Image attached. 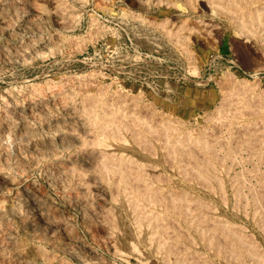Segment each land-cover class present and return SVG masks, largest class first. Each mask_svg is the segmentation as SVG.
Listing matches in <instances>:
<instances>
[{
  "label": "rangeland",
  "instance_id": "obj_1",
  "mask_svg": "<svg viewBox=\"0 0 264 264\" xmlns=\"http://www.w3.org/2000/svg\"><path fill=\"white\" fill-rule=\"evenodd\" d=\"M59 1L61 2L59 3ZM185 1L187 3H185ZM0 2H2L0 3V18H1L0 19V27H1L0 28V95H1L0 100H3L6 104L9 103L10 105L11 102H8V101L9 100L13 101L14 94H17L18 96L19 95L22 96L24 91L27 93H30L31 87H32V91H34L33 90L34 87L37 90H40L43 88L41 92L43 91V93L48 94L49 91L53 89L51 88V86L54 85L53 83L57 81L60 83V81H62L61 87H63L65 91L67 89L68 91L67 93L71 94L72 96L74 95V97L76 98L78 97L77 95H80V94L90 95V94H98L100 92L106 93L108 97H111V96L113 97V94L123 95L128 103L133 98H136V99L138 98L139 100H141L140 101L141 104L142 102H144L145 104L143 103V105L145 106L149 105L147 107H149L151 110L153 109L152 114L149 113L150 115H152L153 118L150 117L152 120L148 118V116H146V114L148 115V112L145 110H139V112H142V111H145V112H142L141 114L138 112L140 114V115L138 114V116H142L143 114L142 117L144 118V116H146L147 118V119L144 118L143 121L147 123L148 125L154 124L153 126L156 128H158V125H156L155 123H159L162 121L164 125L166 124V130H169L170 129L169 127H173V126L174 127L177 126L178 128H180V130L179 129L177 130L183 133L189 132V131L194 132L193 130H195V132H199L201 130V132L204 131L206 133L209 139L211 135L210 134L211 130H212V133L216 131L215 136L219 140L217 143H215L214 149H216L215 153L218 155V157H220L219 159H221V163L222 164L224 163L223 164L224 166L221 165L222 168H220L219 166L216 168V170L219 169V172H220V174L217 173L219 175L218 178L219 177L223 178V179L219 178V182L221 181L219 184L221 185L220 188L223 189V190L221 189L222 190L221 193L224 194V198H226V200L224 198L223 199L221 198L222 200L216 199L214 201V205L218 203L216 204V206L218 209H220L219 210L220 213L224 212L223 214H221L223 218L228 219L229 221H232V223L234 222V224L236 223L235 225L240 224V226L238 227H241L242 229L245 228V230L243 229L245 231V234L247 235L249 233L247 237L252 239V242H254V245L257 248L258 252L259 253L264 252V250H262L264 249V247H261V246H264V229H262L264 228V217H262L264 216L262 215L264 213L260 214V216L262 217V219H260L261 226L254 225L251 220V216L254 212V207H256L258 204H264L261 202V200H259V197L257 195L258 191L256 190L258 189L257 186L259 185V183L258 182L256 183V179L254 178L256 176H253L255 171H251V170L253 168H254L253 170H256L257 168L256 171H259V170L264 171V164H261L260 161L255 160L256 158L254 156H251L252 153L242 142L244 141V138L241 135L243 134L242 133V130L244 128L243 124L247 122V120L252 121V119H254L253 117H254L255 109L258 108L257 105L259 104V107H260L262 105L261 102H264V98H262V96H264V56H262L264 55L262 54V51H264V42H262L264 41L262 40L264 38L262 37H264V35H262V33L264 32H262L261 28L260 29L257 28L258 30H261V31H258L257 29L255 31V34L258 35V40H259L258 42H260L258 45H256L260 48V49L258 48L259 49L258 50L257 47L255 49V44L253 43L254 38L253 39L251 38L253 37L252 33L250 34L246 33L248 37L247 38L245 36V32L238 30L234 26L232 27L230 25H227L226 21L224 20L225 18L223 17V15L213 14V12L211 11V8L208 7L205 0H165V1L164 0H58V3L60 4V6L58 4H57L58 6L55 5L51 0H0ZM15 2H17V5ZM5 12L8 14H6ZM196 21L198 22L196 23ZM34 22H36L38 26L36 24L33 25ZM213 24H215L214 26H217V27H214ZM209 26H212V27L209 28ZM9 30L11 31V33ZM240 32H243V33H240ZM256 32H259V33L257 34ZM36 38H39V39L37 40ZM249 38H251L252 40ZM30 39L33 41V43L32 41H30ZM187 41L188 43H186ZM177 43L178 44L182 43V44L181 45L179 44L178 46H176ZM252 43L254 44V46ZM250 44H252L253 48L251 47ZM181 46L183 47L181 48ZM25 50H27L28 52ZM4 55H6V57ZM230 80L231 82H229ZM48 83H50L51 85L50 84L48 85ZM63 83L66 85L65 87ZM231 83L232 84L234 83L236 87L238 86V84L241 83L239 85L240 87L238 86L237 88V90L238 89L240 90L237 91L236 87L234 86L235 87L234 88ZM45 84H46V87H45ZM83 85H85L86 87L85 86L83 87ZM24 88L26 89L23 90ZM230 88H231V91H230ZM250 88L254 89V93L252 91L253 89L251 90ZM74 89L75 90L77 89L78 91L77 90L75 91ZM225 89L227 92L225 91ZM246 89H247V92H246ZM3 92H6V93H3ZM74 92L78 94L75 95ZM27 93H24V95ZM250 93L254 95H251ZM225 94L227 96H225ZM243 94L245 96H243ZM231 95L234 96L236 100L237 99L239 100V98L241 100L244 97H248L251 101L248 98H246L244 103L242 102V104H244L245 106L246 104H248L247 106L248 109L252 108L251 106H255V105H252V102H254L253 104H256L257 107H253L255 109L253 108L250 109L252 110L251 112L253 114L250 111H248V109L243 105V107H245V109L247 110H244L243 107H242L243 109L241 108V110H243V115L245 116V117L243 116L244 118L242 120L239 119L236 121V119H233L235 122L233 120L231 121L232 116L230 113H228V117L230 118L229 120L226 118V114H223L225 115L224 116L225 118H224L223 115H221L223 113L222 111L227 110V108H229L230 110L231 109L230 107L234 104L233 102H228V101L235 100ZM257 95H259L258 97L261 96L262 101H260L261 100L260 98H257ZM3 96L6 97L7 100H5L6 98H4ZM8 96H10V98ZM117 96H115V98ZM247 99L250 102L246 101ZM222 100L224 102L226 100L227 101L223 103ZM236 100H235V103H236ZM51 101L54 103H52ZM51 101H49L51 103H48L46 109H44L43 111L49 108L48 111L54 110L53 113L58 112L57 111L58 107H60L58 104V101L57 103H55L54 100H51ZM226 103L228 106L227 108L224 106L226 105ZM25 104H27L26 101L25 103L24 102L21 103L20 107L22 108V110H19L17 112L10 111L9 113H7L8 115H6L8 116L7 120L9 119L8 121L10 123L12 122L11 124L14 123V127L17 126L16 129L19 128V125L21 124V122H24L27 119L25 122L29 123L30 119H32L31 114L30 112H28L29 110L26 109L27 107ZM235 105L236 104H234L233 106ZM220 107L223 109L224 108L226 109L223 110ZM0 109H2L1 104H0ZM260 109L264 111V106L260 107ZM43 111L37 110L36 113H38L37 115L39 114L41 115ZM246 111L248 112L247 114H246ZM153 112H154V115H153ZM217 112L218 113L221 112L219 113V115L220 117L224 118V119L221 118L224 121L220 119L219 121L221 122L218 124L220 128L218 127V129H215L216 127L215 125L214 129H212L213 127L211 126L214 125V121L215 120L217 121V119H219V115L217 114ZM210 115L212 119L210 118ZM247 115H251V117ZM155 116H157V118L160 119L159 122H156L157 118ZM159 116H162V118L163 117L164 118L167 117V118L162 119ZM249 117L250 119L251 118L252 119L249 120ZM154 118L156 119L155 122H154ZM207 119H209V121ZM146 120H149V121L146 122ZM31 121L34 123V120H31ZM211 121L213 125L209 123ZM207 122L209 123V125ZM224 122L225 123L230 122L228 123V125L226 124L227 127H229L228 128L229 130L225 126ZM229 124H231L232 126L234 125L233 128L235 129L238 128V129L234 130L232 126ZM193 126L195 128H193L192 130ZM200 126L202 127L201 129H200ZM203 126H205L206 128H204ZM224 126L226 127L228 131L232 132V137L230 134L231 132L224 130L225 129ZM42 129L38 130V135L40 134L41 137L43 136V134L46 133V129L45 128H42ZM181 129L182 130L185 129V131H182ZM213 130L215 131L213 132ZM218 130L219 131L221 130V131L219 132ZM260 131L264 132V128H262ZM0 132H1L0 134L2 135V136L0 135V142H1L0 149H3L2 147L5 146L4 149L0 151L1 152L0 153V168L4 166L5 162H10V163H12L13 161L17 162L18 159L20 158V154L25 153V155H28V156L29 154H31L28 151V149L21 146L24 143V141L26 142V140H28L29 138L26 134H23L24 136L21 135L22 137L18 138L8 132H2V131ZM218 132L222 136L218 137L219 136ZM235 135H236V139H234ZM239 138L242 140H240ZM222 139L223 140L226 139L225 142H227L228 140L227 144H229V148L230 149L232 148L231 150H234V151L229 152L230 149L228 148V145L224 146L225 143L221 142ZM238 141H241L242 143ZM218 143H220V146L221 145L223 146V147L219 146L220 150L217 149L219 145ZM6 145L8 146V148ZM234 146H235V149H233ZM5 150L9 157L6 155ZM217 150H219V152H217ZM222 152L224 156H222L221 154ZM230 153L232 154V160L231 159H230L231 161L228 160L230 157H228L227 160L224 159L226 158V155H229ZM221 156L224 157L223 160ZM1 158L3 159L1 160ZM4 158H6L7 160L5 159L4 161ZM33 166H31V169L28 168V173L26 170L25 171L26 174L22 173L20 177H17L18 173H16V171L13 170V172L11 173V177L13 178V180L16 179L17 177L16 181H18V183L15 180L12 181L13 183L11 181L10 182L6 181L4 180L5 177H3L5 175H2L3 173L0 174V176L4 178V179L2 178L0 179L1 180L0 181V200L4 203V204L0 203V205L8 206V204L10 205L14 203L13 201L19 202L20 200V202L23 204H20V203L18 204L21 206H24V207L19 206L20 208H22L20 210L21 212L25 211V213L23 212L22 214L26 218H30V219L32 218L35 221V219H37L36 217H37L38 211L35 208V206L32 204V202L22 192L23 188L30 187L31 190L35 189L34 190L35 192L32 190L34 195L36 196L43 195L42 197L44 201L45 200L49 201V202L46 201V204H48L50 208L54 207L52 209H55V210L58 209L57 210L59 213L58 216L61 218V220L63 219L62 221H65L66 225L68 226L70 230L69 231L70 234L73 235L72 237L74 238L72 239V241H70L62 233H59L58 231L55 232V236L54 234H52L53 236L50 235L51 232H49L47 226L45 224H42V222L39 220L36 221L34 225L35 226L34 229L25 228V227H22L21 225L18 226L16 220H14L15 218L8 214L9 216L7 215L6 219H4L3 222L2 221L0 222V227L3 228V229L0 228V231H1L0 234L2 233L0 235V240H3L4 237L6 239L11 234V236L9 237L10 242L16 244V241H17L18 242L17 244H20V245L23 243L22 246L24 247V249H27L24 251V253L27 256H29L30 259L34 260V261L30 260L23 253L24 259L26 256V259L23 260V262L24 261L26 262V263L24 262L25 264H28L27 263L28 260H29V264H32V263L33 264H39V263L40 264H45V263L46 264L48 263L49 264H55V263L56 264H64V263L65 264L67 263L68 264L69 263L70 264H98V263L99 264H115V263L116 264H184L181 262L177 263V262L171 261V259L163 260V258L161 259L157 257L156 255L152 254L151 252H149L148 250H144V249H141L139 254L133 253L127 247L115 244L118 250H122L123 253L128 254L125 256L126 257L125 260H124L125 257L122 258L119 254L117 256L114 251L115 247H113L111 243H108L109 241L106 240V236L104 232L102 231V229L99 226H97L96 223H94L96 221L94 219L93 220L91 219L94 224L90 225L91 223H89V221L87 222V219H84L85 218L84 216H86V214L89 213L87 210H85L86 208L81 206L77 202H74V200L70 199V197L67 199L68 196L64 195V193L60 190L61 188L58 184L56 186V183L51 184L50 181L47 182L48 178L45 177L44 163L41 162V164L38 163L37 165L35 164V167ZM227 166H230V167H228L229 170L227 169L226 171L224 167H227ZM162 169L164 171L163 173L169 174V175L171 173L170 176L174 177V174L168 165H165ZM221 169L222 170L225 169L224 173ZM38 172L40 173L41 176L39 175ZM41 173H43L44 175ZM233 173H235L237 176H235V174ZM229 177L234 179L233 182H231V183H234L233 187L235 185L236 177H237V180L238 178L240 179V182L239 180L237 181L239 184H237L238 186L236 185V187L237 188L241 187L240 190L242 191L243 194L241 196V192H239L240 191L239 190L238 192H239L240 197H243V195H246L244 196L245 199L241 198L242 201L241 200L239 201L240 202L239 204L240 206L238 205L239 207L237 205L234 206L235 199L234 197L232 198L233 188L228 187L230 183L229 181H232L230 180L231 178ZM224 179L226 181H224ZM241 179H243V182H241L242 181ZM183 184L187 190L189 189L188 191L190 192L200 193V194L202 193L201 195L205 194V191L203 189L201 190V188L203 187L201 185L199 186V183H195L194 185V184H188V183L183 182ZM14 185L16 188L14 187ZM35 187H38V188L40 187V189L35 188ZM16 190L18 192H22V195H20L21 193L20 194L18 193L17 195ZM253 191L255 193H253ZM37 192L38 193L40 192L39 193L40 195L37 194ZM44 192L46 195L43 194ZM96 196L93 195L91 197L90 208L95 209V211L96 210L100 211L102 208V202L100 203L99 201H101L102 198H100V196L99 197L97 196V199H96ZM249 196L250 197L252 196V197L250 198ZM17 197L19 198V200ZM45 197H48L50 200L48 198L45 199ZM3 198L5 200H3ZM99 198L101 200H99ZM253 198H256V199H253ZM21 199H26V200H21ZM231 200L233 201L231 202ZM245 200L247 201L250 200V201L245 203ZM251 200H254V201L251 202ZM255 200H258L257 205H256ZM5 201H7V203H5ZM219 201L220 202L222 201L220 205H219ZM98 204H101V205H98ZM241 204H244V206L246 205L244 211H246L247 213L242 212L243 211L242 208H244V206H241ZM251 204L254 207H252ZM223 205H226V206H223ZM231 207H234V209L232 208L233 211ZM235 207L236 208L238 207L237 208L238 213ZM252 208H253V211H252ZM85 212L87 213L84 214ZM80 214H82V216ZM7 221L8 223L10 221H11L10 223H13V222L15 223L8 224ZM6 224L8 226L12 225L11 227L10 226L9 227L13 229L8 230L9 227L8 226L6 227ZM88 225H90L91 227H89ZM87 228L89 229V231ZM23 230L25 233H23ZM34 231L35 232L38 231V232L34 233ZM4 232L6 235L4 234ZM13 235H14V238L12 237ZM250 235L251 236L253 235V237L251 238ZM52 238H56L59 241V243L55 244L54 241H52L54 240ZM73 242L75 244H73ZM195 242H193V247H192L194 250V253H193L194 257H189L188 262L186 263L195 264L193 263L196 261L195 256H203L205 259H207L206 261L209 262L210 264L212 263L220 264L217 262L215 255H213L214 253L211 251L209 252V250L201 243L199 239L196 243ZM34 245H37L36 247L40 246L39 249L41 248L46 249L45 251L44 250L42 251L41 249V252L43 253V258H42L43 260L40 259L39 261L38 259L39 257H36L32 253L33 252L32 250L35 247ZM194 245H198V246H194ZM29 248L32 249L31 253H28V251L30 250ZM178 249L179 248H176L174 252H176ZM198 250L199 252L200 251L201 252L199 253ZM46 252L49 254V256L47 255ZM86 254H87V257H86ZM262 255H264V253L260 254L261 261L264 262V260H262L264 256ZM76 256H79V257H76ZM81 257L82 259H80ZM192 258L194 259V261ZM160 259H161V262L159 261ZM23 262L21 264H23ZM204 263L205 262L201 264H204ZM196 264H200V263L196 262Z\"/></svg>",
  "mask_w": 264,
  "mask_h": 264
},
{
  "label": "bare ground",
  "instance_id": "obj_2",
  "mask_svg": "<svg viewBox=\"0 0 264 264\" xmlns=\"http://www.w3.org/2000/svg\"><path fill=\"white\" fill-rule=\"evenodd\" d=\"M51 1L55 5L58 4L60 6L59 3L61 1H59V3H58V0H51ZM205 1H206V4L208 5V7L211 8V11L213 12V14L223 15V17L225 18L224 20L226 21L227 25H230L232 27L234 26L238 30L245 32L246 37H247L246 33H249V34L252 33L253 37H251V36L250 37L252 39L254 38L253 39L254 42L253 41L252 42L255 44V49H256V47H257V49L259 48L258 46H256L260 42H258L259 41L258 35L255 34V31L257 28H259V29L261 28L262 32H264V0H205ZM0 3H2V2H0ZM15 3L17 5V2H15ZM185 3H187V2L185 1ZM52 8H54V7H52ZM191 8H192V6H191ZM188 10H189V8H188ZM1 11H3V10H1ZM15 11H16V9H15ZM37 12H39V11H37ZM6 14H8V13H6ZM14 16H16V15H14ZM26 16H27V14H26ZM35 17H37V16H35ZM66 21H68V20H66ZM197 22L198 21H196V23ZM6 23H8V22H6ZM34 24H36L38 26V24L36 22H34L33 25ZM184 24H185V22H184ZM214 25L215 24H213V26ZM210 27H212V26H209V28ZM214 27H217V26H214ZM261 30H258V31H261ZM28 32H26V33H28ZM243 32H240V33H243ZM10 33H11V31H10ZM30 33H32V32H30ZM256 33L258 34L259 32H256ZM261 33H260V35H261ZM262 35H264V33H262ZM147 36H148V34H147ZM212 36H213V34H212ZM259 37H261V36H259ZM251 38H249V39H251ZM262 38H264V37H262ZM27 39H28V37H27ZM36 39L38 40L39 38H36ZM262 40H264V39H262ZM30 41H32V40L30 39ZM182 41H183V39H182ZM262 42H264V41H262ZM32 43H33V41H32ZM186 43H188V41ZM179 44L177 43L176 46H178ZM252 44H250V45L253 48L254 44H253V46H252ZM182 47L183 46H181V48ZM31 50H33V49H31ZM261 50H262V48H261ZM20 51H21V49H20ZM25 51H27V50H25ZM262 54H264V51H262ZM4 56L6 57V55H4ZM262 56H264V55H262ZM79 79H81V78H79ZM255 81H256V79H255ZM61 82L62 81H60V83H59L57 81V82L53 83L54 85L51 86V88H53V89L51 91H49L48 94L43 93V91L41 92V90H43V88L42 89L39 88L40 90H37L34 87V89H33L34 91H32V87H31V89H30L31 92L27 93L24 91V93H27V94L24 95V93H23L22 96H20V95L18 96L17 94L13 95V93H12L13 101L12 100L8 101V102L12 103V104L10 103V105H9V103L6 104L3 100H0L1 101L0 104L2 107V109H0L1 110L0 111V131L8 132V133H10V134H12L18 138L22 137L21 135L26 134L29 138H28V140H26V142L24 141V143L21 146L28 149V151L31 153V154H29V156L25 155V153L20 154V158L18 159L17 162L16 161L15 162L13 161L14 163L13 162L12 163L5 162L4 166L3 167L1 166L2 168H0V174L3 173L2 175H5V176H3V177H5V179L1 176H0V179L2 178L8 182H10V181L12 182L14 180L16 181L17 177H20V175L22 173H25L26 170L28 173V168L31 169V166L34 165L33 167H35V164L36 165L38 163L41 164V162L44 163L45 177L48 178L47 182L50 181L51 184L56 183V186L58 184L61 188L60 190L64 193V195L68 196L67 199L70 197V199L74 200V202H77L78 204H80L81 206L86 208L85 210H87L89 213L88 214H86L87 212L84 213V214H86V216H84L85 217L84 219H87V222L89 221V223H91L90 225H93L94 223H96L97 226H99L102 229V231L104 232V234L106 236V240L109 241L108 243H111L113 245V247H115L114 248L115 254L117 256L119 254L122 258L128 254L123 253L122 250H118L116 248L115 244L120 245V246H125L133 253L139 254L141 249H144V250H148L149 252H151L152 254L156 255L157 257H159L161 259L163 258V260L164 259L165 260L171 259V261H174L177 263L181 262L184 264H188V263H186V262H188V258L194 257L193 256L194 250L192 248L193 242H195L196 240L198 241V239H199L201 241V243L209 250V252L211 251L214 253L213 255H215L217 262L220 264H248V262H249V264H262V263H264L261 261V256H260V254H262L264 252H262V251H261L262 253L258 252L257 248L254 245V242H252V239L247 237L249 233L247 232L248 234L247 235L245 234V231H244L245 228H243L244 229L243 230L241 227H238V226H240V224L235 225L236 223L234 224V222L232 223V221H229L228 219L223 218V216L221 214H223L224 212L223 213L219 212L220 209H218L216 206V204H218V203H216L214 205V201L216 199L219 200L221 198L222 199L224 198V194L221 193L223 189L220 188L221 185L219 184L221 182V181L219 182V178H222V177L218 178L219 175L217 173L220 174V172H219V169L216 170V168L219 166H220V168H222L221 165H223L224 163L223 164L221 163V159H219L220 157H218V155L215 153L216 149H214V147H215L214 145L219 140L215 136V132H216L215 130H213V132L215 131L214 133H212L211 129H210L211 132L208 131L211 134L210 139L207 137V135L203 131V129H202L203 132H201V130H200L202 128L201 126L199 129L200 131L197 130L200 133L195 132V130H193V128H195L194 126L192 127V130L194 132H192V131L185 132V133L180 132L179 131L180 128H178L177 126L169 127L170 129L166 130V124L164 125V123L162 121L159 122L160 119L157 118V116H155L157 118V120L154 118V122H155V120H156V122H159V123H155L156 125H158V128L154 127L153 126L154 124H151L154 128H156V129H154L151 125H148L147 123H145L143 121L144 118H146V116H148V118H150V117L153 118L152 115H150V114H152L153 109L151 110L149 107H147L149 105H147V106L143 105L144 102H142V104H141L140 103L141 100H139L138 98L137 99L133 98L128 103L123 95L117 94L118 92L116 94L119 97L117 95L113 94L114 98L110 94L109 95L111 97H108V95L104 92H100L98 94H90V95H88V94L87 95H84V94L81 95L80 94V95H77L78 97L76 98V97H74V95L72 96L71 94H68L67 93L68 91L66 88H65L66 89V91H65L64 88L61 87V85H62ZM229 82H231V80ZM50 83H51V81H50ZM50 83H48V85ZM221 83H223V82H221ZM46 84H45V87H46ZM240 84H238V86ZM65 86L66 85L64 84V87ZM84 86L85 85H83V87ZM232 86L236 87V85H234V83L232 84ZM238 86L236 87V90H237ZM248 86H249V84H248ZM80 87H78V88H80ZM115 88H113V89H115ZM25 89L26 88H24L23 90H25ZM105 89H107V88H105ZM23 90H21V91H23ZM44 90H45V88H44ZM238 90H240V89H238ZM241 90H242V88H241ZM225 91H226V89H225ZM230 91H231V88H230ZM252 91L254 93V89ZM246 92H247V89H246ZM3 93H6V92H3ZM74 93H72V94H74ZM259 93H261V92H259ZM76 94H78V93H75V95ZM114 95L117 97L115 98ZM251 95H254V94H251ZM129 96H128V98H129ZM225 96H227V95L225 94ZM243 96H245V95L243 94ZM258 96L259 95H257V98L261 99V96L260 97H258ZM8 97L10 98V96H8ZM232 97L234 98V96H232ZM4 98H6V97H4ZM246 98H248V97H244L241 100H240V98H239V100L238 99L236 100V98H234L236 100V103H235V100L228 101V102H233L236 105L233 106L234 105L233 104L231 106V104H230L231 109L229 110V108H227L228 106L226 103V105H224V106L227 108V110L222 111L221 109H223V108H221V107H220L221 109L219 108L223 112L221 115L226 114V118L229 120L230 118L228 117V113H230L232 116V117L230 116L231 121L233 119H236V121L239 119L242 120L245 117L243 115V110H241V108L244 105V104H242V102L244 103ZM262 98H264V96H262ZM248 99L246 101L250 100V99L249 100ZM252 99H253V97H252ZM260 99H258V100H260ZM5 100H7V98ZM51 100H54V101L56 100L55 103H57V101H58V104L60 106V107L57 106L58 110L55 108L58 111V112L55 111L56 113H53L54 110L53 111L49 110L50 111L49 112L48 111L49 108H47V110L43 111L44 109H46L47 104L52 102ZM25 101L27 103V104H25L27 107L26 109L29 110L28 112H30L32 119H30L29 123L25 122L27 119L24 122H21V124L19 125V128L16 129L17 126L14 127V123L11 124L12 122L10 123L8 121L9 119L7 120L8 116H6V115H8L7 113H9L10 111L17 112L19 110H22L20 105L22 102L25 103ZM49 101H51V102H49ZM260 101H262V99ZM260 101H259V103H260ZM225 102L223 101V103H225ZM52 103H54V102H52ZM253 103L254 102H252V105H255V106H251V107L253 108V107L258 106V108L257 109L253 108V109H255L254 117H253L254 119L251 118L252 121L247 120V122H245L243 124V126H244V128L242 130L243 134H241V135L243 136L244 141H242V142L249 149V151L252 153V155H251V153H250V155L254 156L256 158L255 160L260 161L261 164H264V132L260 131L262 128H264V111L261 110L262 108L260 109V107L264 106V102H261L262 105L260 107H259V104L256 106V104H253ZM250 105H249V107H250ZM247 106H248V104H246L245 107L247 108ZM245 107H243L244 110H247L248 108L245 109ZM226 108H224V109H226ZM252 108H250V109H252ZM250 109H248V111L251 112L252 110H250ZM37 110H42L43 111L42 114L37 115L38 114V113H36ZM139 110L147 111L148 115L146 114V116H144V118L142 117L143 114H142V116H138L139 113L141 114L142 112H145V111L139 112ZM216 111H218V110H216ZM219 113H221V112H219ZM219 113L217 112L218 115H219ZM247 113L248 112L246 111V114ZM158 114H159V112H158ZM214 114H216V113H214ZM153 115H154V112H153ZM251 115H247V116L251 117ZM224 116L225 115H223V117ZM159 117L162 118V116H159ZM250 117H249V120H251ZM166 118H164V119H166ZM210 118L212 119L211 115H210ZM221 118L222 117H220V115H219V119H217V121H219ZM224 118H222V119H224ZM31 120H34V123ZM207 120L209 121V119H207ZM241 120H240V122H241ZM148 121L149 120H146V122H148ZM217 121L216 120L214 121V125L212 124V121L209 122L213 125V126H211V127H213L212 129H214L215 125H216L215 129H218V127H219L218 124L221 121H219V122H217ZM222 121H224V120H222ZM226 122H227V120H226ZM230 122H228V123H230ZM31 123H33V124H31ZM209 123H208V125H209ZM228 123H225L226 127H227ZM229 125H231V124H229ZM235 125H236V123H235ZM240 126H242V125H240ZM203 127L206 128L205 126H203ZM226 127L224 130L228 131L229 127H227L228 130L226 129ZM233 127H234V125L232 126V128ZM42 128L46 129V133L43 134V136L41 137L40 134H39L40 136L38 135V130L42 129ZM177 129H179V130H177ZM233 129L237 130L238 128L237 129L233 128ZM240 129H242V128H240ZM187 130H189V129H187ZM182 131H185V129ZM219 132H218V134H219ZM228 132H231V131H228ZM240 132H241V130H240ZM212 134H214V135H212ZM230 134L232 137V132ZM220 136H222V135L219 134L218 137H220ZM227 137H229V136H227ZM18 138H16V139H18ZM224 138H225V136H224ZM234 139H236V135H235ZM228 140H227V142H228ZM240 140H242V139H240ZM225 141H226V139L221 140V142L225 143L224 146L228 145V148H229V144H227V142H225ZM19 142H20V140H19ZM238 142H241V141H238ZM220 143H218L219 145L217 148L219 150H220V148H219ZM4 147L5 146H3L2 148L4 149ZM220 147H223V146L221 145ZM231 147H232V145H231ZM7 148H8V146H7ZM237 148H238V146H237ZM3 149H0V151ZM231 149L229 150V152L234 151ZM233 149H235V146ZM219 150H217V152H219ZM5 153L7 155L6 150H5ZM221 154H222V156H224L223 152ZM230 154L226 155V158L221 156L222 160H223V158L227 160L228 157H230L228 160H230V159L232 160V154H231V156H230ZM219 155H220V153H219ZM3 157H5V156H3ZM2 159L3 158H1V160ZM5 159L6 158H4V161H5ZM11 161H12V159H11ZM251 163H252V161H251ZM165 165H168L170 167L171 171L174 174V177L170 176L171 175L170 172H169L170 175L163 173L164 171L162 168ZM228 167H230V166L224 167L226 169V171H227ZM253 169L251 171H255V172H254V174L253 173L252 174H253V176H256V177H254L256 179V183L257 182L259 183V185L257 184L258 189L256 188L257 190L256 189L255 190L258 191L257 195L259 197V200H261V202L264 203V171H262V170L256 171L257 168H256V170H253ZM13 170L16 171V173H18L16 179H14V180L11 177V173L13 172ZM224 170H222L223 173H224ZM41 174H43V173H41ZM227 174H225V175H227ZM233 174H235V173H233ZM39 175H40V173H39ZM235 176H237V175L235 174ZM229 178H231V177H229ZM257 178L259 179V181ZM28 179H30V178H28ZM230 180H232V181H229L230 182L229 185L230 184H232V185H230V186L228 185V187L233 188L232 189L233 190L232 198L234 197V199H235V201H234L235 205L234 204L233 205L238 206L240 204L239 201L241 200V198L245 199L244 196H246V195H243L244 198L240 197V195H239V192H241V196L243 194L242 191L240 190L241 187L240 188L236 187V185L239 184L237 181L239 180V182H240L239 178L237 180V177H236L234 187H233L234 183H231V182H233L234 179L231 178ZM241 180H242L241 182H243V179H241ZM182 181L185 183L194 184V185H195V183H199V186L201 185L203 187V188H201V190L203 189L205 191V194L201 195L202 193L200 194V193H194V192L188 191L189 189L187 190L185 188ZM224 181H226V180L224 179ZM16 182L18 183V181H16ZM16 182H15V184H16ZM14 187H15V185H14ZM222 187H223V185H222ZM21 188H23V187H21ZM32 188H34V187H32ZM35 188H38V187H35ZM38 189H40V187ZM32 190L34 191L35 189H32ZM32 190L30 189V187L29 188H23L22 192L32 202V204L37 209V211H38V214L36 217L37 219H35V221H34L32 218L31 219L26 218L22 214L23 212L25 213V211L21 212L20 209H22V208H20V207H24V206H21L18 204V203H20V204H23V203H21L19 198L17 197L19 202L13 201L14 203H12L10 205L8 204V206H1L0 205V222L1 221L3 222V220L6 219L7 215L9 214L15 218L14 220H16L18 226L21 225L22 227H25V228H33L34 229V227H35L34 225H35L36 221L39 220L42 222V224H45L47 226L49 232H51L50 235L54 234V236H55V232L58 231L59 233H62L68 240L72 241V239L74 237H72L73 235L70 234V232H69L70 230H69L68 226L66 225L65 221H62L63 219L61 220V218L58 216V214H59L57 211L58 209H56V210L52 209L54 207L50 208V206L48 204H46V201H48V200L44 201V199L42 197L43 195L41 196L39 194L40 192L39 193L37 192V194H39L40 196L34 195ZM55 190H56V188H55ZM16 192H17V195H18V193L19 194L21 193L20 195H22V192H18L17 190H16ZM253 193H255V192L253 191ZM43 194H45V192ZM93 195L94 196L97 195L98 197L100 196V198H102V200L99 198V200H101L99 202L100 203L102 202V208L100 211H98V210L95 211V209L90 208V202H91L90 200H91V197ZM250 195H252V194H250ZM97 196H96V199H97ZM227 196H228V194H227ZM10 198H12V197H10ZM46 198H48V197H45V199ZM256 198H253V199H256ZM224 199L226 200V198H224ZM3 200H5V199L3 198ZM21 200H26V199H21ZM232 201L233 200H231V202ZM248 201H250V200H248ZM248 201L245 200V203H247ZM252 201H254V200H251V202ZM255 201H256V205H257L258 200H255ZM221 202L219 201V205ZM0 203L2 204L3 202L1 201ZM5 203H7V201H5ZM222 204H221V206H222ZM224 204H226V203H224ZM98 205H101V204H98ZM253 205H254V203H253ZM253 205H252V207H254ZM223 206H226V205H223ZM230 206H231V204H230ZM241 206H244V204H241ZM245 206H244V208H242V207H240V208L243 209L242 212L247 213L246 211H244ZM257 206L254 207V212L251 216V220H252V223L254 225L259 226L260 221H261L260 219H262V217H264V216H262V217L260 216V214L264 213V204H258ZM232 208L234 209V207H231V209ZM233 209H232V211H233ZM61 210H63V209H61ZM239 210H241V209H239ZM224 211H225V209H224ZM236 211L238 213V209ZM252 211H253V208H252ZM31 214H33V213H31ZM29 215H30V213H29ZM80 215L82 216V214H80ZM262 215H264V214H262ZM226 217H228V216H226ZM91 219L92 220L94 219L96 222L93 223ZM7 220H8V218H7ZM4 223H5V221H4ZM4 223H3V225H4ZM7 223H8V221H7ZM13 223H15V222H13ZM13 223H10V224H13ZM38 224H40V223H38ZM67 224H69V223H67ZM90 225H88V226L91 227ZM7 226L8 225L6 224V227ZM10 227L8 228V230L13 229ZM4 228H5V226H4ZM1 229H3V228H1ZM35 229H37V228H35ZM262 229H264V228H262ZM262 229H260V230H262ZM28 231H27V233H28ZM35 231H34V233L38 232V231L37 232H35ZM88 231H89V229H88ZM23 233H25L24 230H23ZM4 234H5V232H4ZM91 234H92V232H91ZM100 234H101V232H100ZM29 235H30V233H29ZM10 236H11V234H10ZM9 237H7L6 239L4 237L3 240H0V264H21L23 262V260L26 259L27 255L24 253V251L27 249H24V247L22 246L23 243L20 245V244H17L18 243L17 241H16V244L10 242ZM12 237L14 238V235ZM252 237H253V235L251 236V238ZM52 239H54V240H52ZM52 239H50V240L54 241L55 244L59 243V241L56 238H52ZM20 241H22V240H20ZM103 241H105V240H103ZM23 242H24V240H23ZM75 242H77V241H75ZM73 244H75V243L73 242ZM34 246L35 247L33 250L29 248L30 250L28 251V253H31V250H32L33 251L32 253L36 257H39L38 259L40 261V259L43 258V253L41 252L42 248L39 249L40 246L39 247H36L37 245H34ZM52 246H54V245H52ZM62 246H63V244H62ZM66 246H68V245H66ZM194 246H198V245H194ZM28 247H29V245H28ZM70 247H71V245H70ZM73 247H75V246H73ZM261 247H264V246H261ZM56 248H57V246H56ZM66 248H68V247H66ZM176 248H179L177 250L178 253H177V251L174 252V250H176ZM43 250L45 251L46 249H42V251ZM110 250H111V248H110ZM262 250H264V249H262ZM198 252H199V250H198ZM23 253H24V255H26L25 259H24ZM201 254H203V253H201ZM34 255H32V256H34ZM47 255L49 256L48 253H47ZM262 256H264V255H262ZM27 257L30 259L29 256H27ZM76 257H79V256H76ZM86 257H87V254H86ZM195 257H196V259H195L196 261L193 262L195 264H196V262H198L200 264L203 262H205V263L207 262L206 261L207 259H205L203 256H195ZM46 259H45V261H46ZM80 259H82V257ZM125 259H126V257L124 258V260ZM161 259L159 260L160 262H161ZM30 260H32V259H30ZM262 260H264V258H262ZM32 261H34V260H32ZM84 261H86V260H84ZM84 261H82V262H84ZM193 261H194V259H193ZM24 262H23V264L26 263V262L25 263ZM86 262H88V261H86ZM27 263L29 264V260ZM189 263H190V261H189ZM207 263L210 264L209 262H207Z\"/></svg>",
  "mask_w": 264,
  "mask_h": 264
}]
</instances>
